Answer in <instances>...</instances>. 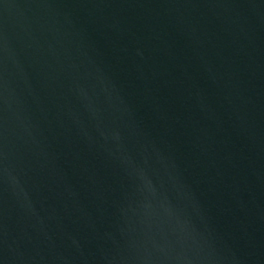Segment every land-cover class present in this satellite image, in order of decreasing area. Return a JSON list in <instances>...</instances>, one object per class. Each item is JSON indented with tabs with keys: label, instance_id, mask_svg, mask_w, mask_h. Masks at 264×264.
Instances as JSON below:
<instances>
[{
	"label": "water",
	"instance_id": "1",
	"mask_svg": "<svg viewBox=\"0 0 264 264\" xmlns=\"http://www.w3.org/2000/svg\"><path fill=\"white\" fill-rule=\"evenodd\" d=\"M0 264H264V0H0Z\"/></svg>",
	"mask_w": 264,
	"mask_h": 264
}]
</instances>
